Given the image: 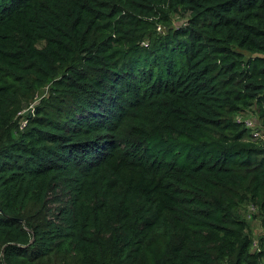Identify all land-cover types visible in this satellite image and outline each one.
<instances>
[{
    "label": "trees",
    "instance_id": "1",
    "mask_svg": "<svg viewBox=\"0 0 264 264\" xmlns=\"http://www.w3.org/2000/svg\"><path fill=\"white\" fill-rule=\"evenodd\" d=\"M251 108L264 0H0V264H264Z\"/></svg>",
    "mask_w": 264,
    "mask_h": 264
},
{
    "label": "rangeland",
    "instance_id": "2",
    "mask_svg": "<svg viewBox=\"0 0 264 264\" xmlns=\"http://www.w3.org/2000/svg\"><path fill=\"white\" fill-rule=\"evenodd\" d=\"M158 30H161L162 27L159 26L157 28ZM250 55L249 53H245V57L248 58ZM50 85H48L45 89L40 90L36 94V98L33 102H30L29 106L26 107L21 114H24L25 116H32L35 113V109L37 108L41 98L44 95H47L49 92ZM238 120L246 124L251 130V133L253 135L252 139L254 138H261L264 139V126L261 125L257 118V114L254 110V108H251L243 113H241L238 117ZM25 120V117H21L19 122L21 121L22 124ZM57 204V203H56ZM54 203L51 204V206L56 205ZM238 213L241 215L242 218L245 219L247 223V230L251 237L254 239L255 242H257L258 238L262 235H264V226L262 225L261 216L258 215V211L254 209L249 203L245 204ZM255 247V246H254ZM49 264V260L46 262Z\"/></svg>",
    "mask_w": 264,
    "mask_h": 264
},
{
    "label": "built area",
    "instance_id": "3",
    "mask_svg": "<svg viewBox=\"0 0 264 264\" xmlns=\"http://www.w3.org/2000/svg\"><path fill=\"white\" fill-rule=\"evenodd\" d=\"M159 28V27H158ZM25 124V121L23 122V124L22 125H24Z\"/></svg>",
    "mask_w": 264,
    "mask_h": 264
}]
</instances>
